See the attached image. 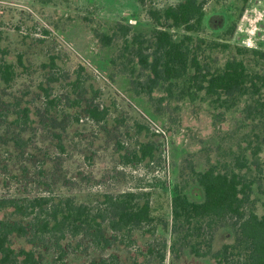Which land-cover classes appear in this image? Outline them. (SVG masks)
<instances>
[{"label": "rangeland", "instance_id": "rangeland-1", "mask_svg": "<svg viewBox=\"0 0 264 264\" xmlns=\"http://www.w3.org/2000/svg\"><path fill=\"white\" fill-rule=\"evenodd\" d=\"M182 1L0 0V203L73 198L97 206L106 195L143 193L150 196L153 215L170 223L172 189L187 165L204 171L241 151L251 162L252 145L261 149V172L253 165L251 170L264 186L261 129L249 122L242 126L240 113L234 111L213 119L201 103L173 98L153 106L145 96L135 95L130 79L111 64L120 42L102 47L95 38L119 22L149 35L152 27L145 10ZM242 7V0H211L199 37L222 42L227 26L241 20ZM255 32L236 27L227 41L231 48L211 55L222 64L234 54V46L264 50V35ZM6 66L12 69L9 80L3 76ZM152 95L158 99L165 94L157 89ZM94 108L104 116L93 118L89 111ZM255 135H261L259 141ZM146 144L153 148L152 157L132 159ZM253 191L260 216L264 194L256 184ZM186 194L191 201L203 198L194 183ZM0 220L29 222L10 208L1 210ZM103 229L111 241L105 249L93 246L87 236L33 245L13 234L10 243L15 251L34 250L39 264H214L187 251L178 259L166 252L161 262L160 246L170 240L162 227L154 236L139 231L114 234L106 224ZM232 241V230L219 228L212 252Z\"/></svg>", "mask_w": 264, "mask_h": 264}, {"label": "trees", "instance_id": "trees-1", "mask_svg": "<svg viewBox=\"0 0 264 264\" xmlns=\"http://www.w3.org/2000/svg\"><path fill=\"white\" fill-rule=\"evenodd\" d=\"M210 1L149 6L145 10L152 27L149 35L134 33L130 25L119 22L107 33H95V38L102 47L120 42L111 64L130 79V90L148 98L153 106L159 108L163 101L174 98L205 104L213 119L221 113L238 112L242 126L254 124L264 136V50L234 46V54L219 64L211 53L231 48L227 41L238 21L223 31L222 42L199 37L205 31V6ZM242 1L243 13L249 0ZM11 75L12 69L6 66L4 79L9 80ZM157 89L165 95L154 99L152 94ZM89 114L93 118L104 116L95 108ZM261 135H255L257 141ZM152 151L149 144L141 145L132 159L151 158ZM259 152L258 145L251 146V162L242 151L231 152L228 161L211 164L204 171L187 165V172L172 189L170 223L153 215L150 196L143 193L106 195L97 206L78 204L73 198L1 202L0 212L10 208L29 222L22 225L0 220V264H39L34 250L12 249L13 234L33 245L48 240L58 245L68 237L87 236L96 248H108L111 241L104 236L105 224L112 233L124 236L135 231L154 236L157 227L168 231L170 240L160 246L161 262L166 252L178 259L187 251L195 258H211L214 264H264V212L260 216L256 213L252 198L255 184L264 194L259 174L251 170L253 165L261 172ZM192 183L202 190L199 202L191 201L186 194ZM222 227L232 230L233 241L213 253L214 235Z\"/></svg>", "mask_w": 264, "mask_h": 264}, {"label": "crops", "instance_id": "crops-1", "mask_svg": "<svg viewBox=\"0 0 264 264\" xmlns=\"http://www.w3.org/2000/svg\"><path fill=\"white\" fill-rule=\"evenodd\" d=\"M253 24V26H251ZM240 26L252 27L258 35H264V0H249L241 20L237 24Z\"/></svg>", "mask_w": 264, "mask_h": 264}]
</instances>
